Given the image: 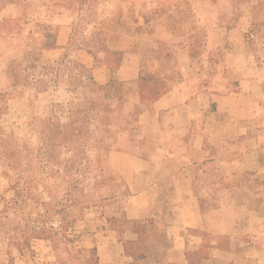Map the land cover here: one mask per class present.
<instances>
[{
	"label": "rangeland",
	"instance_id": "rangeland-1",
	"mask_svg": "<svg viewBox=\"0 0 264 264\" xmlns=\"http://www.w3.org/2000/svg\"><path fill=\"white\" fill-rule=\"evenodd\" d=\"M240 3L0 0V264L98 263L95 234L122 219L125 190L96 152L121 136L139 144L144 102L160 95L156 58L175 64L159 39L187 33L174 25L190 16L235 21ZM249 33L264 77V26Z\"/></svg>",
	"mask_w": 264,
	"mask_h": 264
},
{
	"label": "crops",
	"instance_id": "crops-1",
	"mask_svg": "<svg viewBox=\"0 0 264 264\" xmlns=\"http://www.w3.org/2000/svg\"><path fill=\"white\" fill-rule=\"evenodd\" d=\"M240 2L235 21L190 16L174 25L187 33L159 39L175 64L156 58L160 95L144 102L139 144L121 136L98 154L125 196L122 219L95 234L97 264H264V77L249 33L264 0Z\"/></svg>",
	"mask_w": 264,
	"mask_h": 264
},
{
	"label": "trees",
	"instance_id": "trees-1",
	"mask_svg": "<svg viewBox=\"0 0 264 264\" xmlns=\"http://www.w3.org/2000/svg\"><path fill=\"white\" fill-rule=\"evenodd\" d=\"M99 146H101V145H99ZM106 149H108V148H106ZM106 149H104V148L102 149V147H101V149L98 150V151L96 152V153H97V154H96V157H98V154H99L100 152L105 151ZM94 154H95V153H94Z\"/></svg>",
	"mask_w": 264,
	"mask_h": 264
}]
</instances>
